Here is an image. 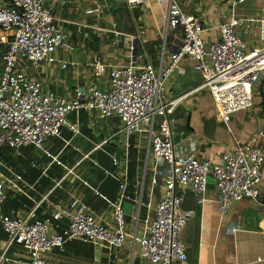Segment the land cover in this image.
<instances>
[{
    "label": "crops",
    "instance_id": "1",
    "mask_svg": "<svg viewBox=\"0 0 264 264\" xmlns=\"http://www.w3.org/2000/svg\"><path fill=\"white\" fill-rule=\"evenodd\" d=\"M180 3L187 14L198 19L207 45L218 40L216 27L238 17L256 20L237 31L244 51L261 47L258 21L264 19V0ZM44 6L51 10L55 25L65 32L66 45L54 52L53 63H43L37 70L26 69V74L38 80L43 90L67 100L75 88L89 83L94 61L106 66L96 79L99 88L106 89L114 66L131 61L135 67L150 63L156 70H163L180 45V34L167 26V0H143L135 6L123 0H44ZM179 69L181 72L171 73L164 88L167 99L180 97L171 124L176 147L189 151L194 144L197 159L218 164L223 154L249 142L259 132L264 133V93L259 88L253 92V106L233 114L226 127L216 115L209 92L201 87L195 62L184 57ZM67 120L78 122L79 135L63 128L61 138L45 141L44 151L31 145L17 152L7 147L0 150L3 163L23 178L22 191L7 192L0 214L25 216L36 209V219L44 220L51 215V203H59L71 212L74 205L81 203L100 224L113 226L112 209L105 199L117 198L119 181L114 176L123 178L126 174L129 199L122 203L127 232L123 246L109 250L100 242L72 239L63 250H52L44 258L55 264H150L139 257L137 239L144 219L153 215L163 197L164 182L163 167L155 165L148 134L125 137L117 116L103 118L78 111L70 113ZM259 144L264 149V140ZM112 155L117 156V166L113 165ZM71 168L72 174H67ZM57 181H62L60 187L55 186ZM258 191L264 196V165ZM178 192L183 196L180 210L192 213L180 236L186 247V264H264V210L259 204L243 199L221 214L213 185L208 186L202 204L190 187L181 186ZM68 222L64 217L53 223L56 227L52 225V232L60 233ZM4 241L0 230V246ZM8 257L6 264H22L30 259L26 250L17 245L10 248Z\"/></svg>",
    "mask_w": 264,
    "mask_h": 264
},
{
    "label": "built area",
    "instance_id": "2",
    "mask_svg": "<svg viewBox=\"0 0 264 264\" xmlns=\"http://www.w3.org/2000/svg\"><path fill=\"white\" fill-rule=\"evenodd\" d=\"M123 1L129 6L143 3V0ZM167 1V26L173 33H179L181 39L165 69L156 70L150 63L141 67H135L131 61L118 64L110 70L109 86L101 89L96 79L106 66L94 61L89 83L75 88L72 98L67 100L43 90L38 80L26 74V69L37 70L43 63H53L54 52L66 45V34L55 25L51 10L44 6V0H0V45L5 47L0 73V150L7 147L17 152L31 145L44 151L45 141L61 138L63 128L79 135L78 122L67 120L70 113L78 111L103 118L117 116L125 137L148 134L155 165L163 167L164 193L153 215L143 221L142 234L137 239L139 257L150 264H186V247L180 236L192 213L180 210L183 196L178 188L190 187L202 204L212 180L221 214L233 202L243 199L259 204L264 210V196L258 191L264 165V149L259 143L264 140V133L259 132L249 142L223 154L218 164L197 159L194 144L187 151L172 141V116L180 97L167 99L165 83L171 73L181 72L182 58L192 59L202 79L201 87L207 89L216 115L228 127L233 114L253 106L255 89L264 93V19L258 21L262 44L258 49L245 52L244 42L237 35L239 28L256 21L253 18L233 17L219 25L218 40L207 45L198 19L184 11L180 0ZM111 157L117 166V156ZM72 171L73 168L68 169L67 174ZM114 177L119 181L118 196L113 201L104 198L112 209L113 226L100 224L81 203L74 205L72 212L59 203H51V215L44 220L36 219V209L25 216L0 214V230L5 236L0 246V264L9 262L8 252L13 245L22 247L30 256L22 264H55L46 260L44 254L63 250L72 239L100 242L109 250L122 247L127 236L122 203L129 199L128 183L126 174L123 178ZM61 182H55V186L60 187ZM22 185V176L11 171L0 157V207L7 192H21ZM64 217L69 219L68 226L60 233L52 232L53 223ZM261 225L264 233V215Z\"/></svg>",
    "mask_w": 264,
    "mask_h": 264
},
{
    "label": "rangeland",
    "instance_id": "3",
    "mask_svg": "<svg viewBox=\"0 0 264 264\" xmlns=\"http://www.w3.org/2000/svg\"><path fill=\"white\" fill-rule=\"evenodd\" d=\"M5 52V47L3 45H0V73L2 70V66H3V55Z\"/></svg>",
    "mask_w": 264,
    "mask_h": 264
},
{
    "label": "water",
    "instance_id": "4",
    "mask_svg": "<svg viewBox=\"0 0 264 264\" xmlns=\"http://www.w3.org/2000/svg\"><path fill=\"white\" fill-rule=\"evenodd\" d=\"M209 182H210V184H209V185H213V183H212L213 181H212V180H209Z\"/></svg>",
    "mask_w": 264,
    "mask_h": 264
}]
</instances>
